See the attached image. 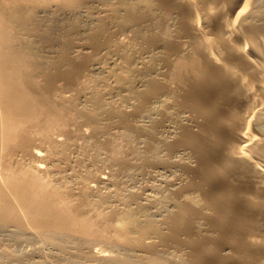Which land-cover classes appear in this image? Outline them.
Listing matches in <instances>:
<instances>
[{
    "label": "bare ground",
    "instance_id": "1",
    "mask_svg": "<svg viewBox=\"0 0 264 264\" xmlns=\"http://www.w3.org/2000/svg\"><path fill=\"white\" fill-rule=\"evenodd\" d=\"M0 232L264 264V0H0Z\"/></svg>",
    "mask_w": 264,
    "mask_h": 264
},
{
    "label": "rangeland",
    "instance_id": "2",
    "mask_svg": "<svg viewBox=\"0 0 264 264\" xmlns=\"http://www.w3.org/2000/svg\"><path fill=\"white\" fill-rule=\"evenodd\" d=\"M72 162H74V161H71V163ZM135 175L136 174L134 173L132 178H131L133 181L135 179L136 180L138 179L137 181H139V179L140 180L142 179L141 178L142 175L139 174V172H137L138 176L137 175L135 176ZM134 177H136V178H134ZM138 177H140V178H138ZM2 233H4V232H0V264H18L20 261L21 262L19 264H48V263L49 264H55L54 263L55 260H53V258L55 256H57V257L61 256V255H59L60 253L58 251H56V249L54 247L51 246V244L45 243L44 241L43 242L42 241H38V242H36V241L34 242L33 241L34 245L37 246L38 249L40 248L39 251L41 250L42 253L44 252V253H48V254H56L55 256H53L52 261H50V262H48L49 260H47V258H46L45 259L46 262L43 261V263H40V261L37 260V263H35L36 262L35 260L37 259V256L33 255L34 259L33 258L31 259V256H30L31 253L28 254V252H33V247H31V246H34V245L32 243V240H30V238L27 237L26 234H21L20 236L18 235V237H20V238L23 237L22 235L25 236L23 238H26V237L29 238V240L26 238V241H25V239H23V238L22 239L16 238L17 235L13 236V238H12L13 234L7 233V235H5L6 233L5 234H2ZM8 234H9L10 237L8 236ZM15 238H16V240H15ZM29 241H31V242H29ZM84 249H85V247H84ZM106 249H108V251H109L111 248L109 249V247H107ZM111 250H112V253H115V251H116L115 248L111 249ZM52 251H55L56 253L55 252L53 253ZM84 252H85L84 254H85V258H86V259L85 258L83 259L84 263H86V264H94L95 262H97L94 259L92 260V257L90 258L92 252H90L87 248L85 249ZM25 253H27V255ZM57 253H59V254H57ZM20 257H22V258L24 257V258L22 259ZM18 260H20V261H18ZM30 260H32V261H30ZM67 262H68V264H70V261H66V260H65V263H62V264H66Z\"/></svg>",
    "mask_w": 264,
    "mask_h": 264
}]
</instances>
